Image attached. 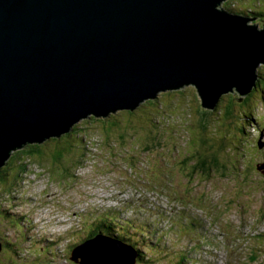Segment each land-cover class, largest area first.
<instances>
[{
  "label": "water",
  "instance_id": "water-1",
  "mask_svg": "<svg viewBox=\"0 0 264 264\" xmlns=\"http://www.w3.org/2000/svg\"><path fill=\"white\" fill-rule=\"evenodd\" d=\"M225 1L0 0V167L26 144L159 91L194 85L204 108L251 93L264 26L218 10ZM86 248L80 264L132 261L104 243Z\"/></svg>",
  "mask_w": 264,
  "mask_h": 264
},
{
  "label": "rangeland",
  "instance_id": "rangeland-1",
  "mask_svg": "<svg viewBox=\"0 0 264 264\" xmlns=\"http://www.w3.org/2000/svg\"><path fill=\"white\" fill-rule=\"evenodd\" d=\"M253 1L227 0L224 3L228 9L246 10L248 13L246 16L252 20L256 19L250 14L254 10H247L246 5ZM260 1L261 6L264 5V0ZM249 23L252 24L253 21ZM259 70L261 72V68ZM249 95L237 94V98L241 102ZM258 98L260 99L256 92L251 96L249 106L260 118L255 127L257 134L246 142L236 136L234 131L236 127L233 123L224 125V121L217 117L211 119L207 127L201 128L198 125L201 115L196 113V107L199 106L197 95L189 89L170 95L160 94L151 105L147 102L140 103L138 110L130 116L132 118L118 112L121 118L118 116L117 120H114L112 117L116 116V113H110L113 115L108 121H114L118 126L117 129L111 130H121L122 133L119 134L116 142H114L116 138L106 136L105 142L99 140L105 132V129L98 126L99 121H105L107 118L82 121L86 122L87 130L90 131L85 133L87 136H79V138L87 145L91 143L94 149L91 151V160L84 163L83 166H86L84 169L76 168L82 166V162L71 166L74 171L72 181L69 183L66 181L57 184L56 182L59 183L64 177L56 172L54 176L59 179L58 181H53L50 173L46 177L47 180L41 177L36 168L39 167L38 158L20 167L18 161H21L23 156H14L8 168L1 171L7 174L5 177L7 182L0 184V242L5 246L4 250H1L2 254L0 252V264H50L39 259L53 253L52 247H45L50 240L42 237L54 236L66 246L72 247L73 244L80 243L74 239L76 231L74 227H77V230L81 229L84 220L86 228L87 226L93 228L94 220H89L87 216L92 209L99 219H103L106 209L119 208L121 205L122 211L137 217L130 222L133 227L141 229L142 235H136L142 251L146 253H140L143 257L140 258L141 264H171L173 257L178 263L172 264L185 262L193 264L189 257H193L195 253L196 261L201 264L222 262L226 264L228 260L227 264H264V149L256 148L257 138L260 143L261 132L264 130V98L259 102ZM226 99L228 97L223 100ZM218 105L227 108L228 101ZM247 107L240 105L234 110L240 113ZM152 124L161 126L159 127L161 131L165 129L169 132L176 129L183 138L175 142L173 138L176 135L172 136V133L160 135L159 130L155 128L161 137L160 142L166 145L162 150V156L159 150L151 145L150 169L157 176L149 171L150 166L147 162H138L143 160L140 156L135 159L138 164L132 160L139 154L148 156L147 145L155 136L150 129ZM212 131H215V137L209 136ZM128 135L131 139L125 141V136ZM215 139H221L222 143L216 142ZM201 141H206V144L203 145ZM158 145L159 148L164 146L159 142ZM135 146L138 148L136 149ZM214 147L217 156L219 155L222 160L220 149L224 153L229 152L228 150L232 151L234 154L229 155L228 161L233 158L235 167L240 171L243 168L249 177L240 179L236 174H231L224 161L222 166L227 172L214 167H209L205 171L195 170L193 163L198 159L197 155L210 156L212 152H216L215 149L212 151ZM113 148L122 149L126 153L117 150L112 157ZM95 154L103 155V158L98 160V165L106 163L107 172L102 173L106 171L104 165L98 167L100 173L95 166H92ZM111 159L112 161H109ZM95 162L97 165V161ZM138 171H141L142 178H136L134 184H129L134 181L133 177H136ZM76 176L79 177L75 178ZM79 190L82 195L79 194ZM96 207L102 211L96 210ZM49 210L54 212L51 218L56 216L59 220L43 228L35 226V215L47 219L44 222L51 219L46 218ZM74 216L79 220L74 221L77 219ZM190 216L198 217L202 224L196 229L191 228L195 223L187 221ZM11 218L12 225L9 224ZM207 226L209 229H206ZM10 230H12V239L8 237ZM83 231L82 228L79 232L80 241L87 235ZM164 234L170 235L173 240L182 238V244L177 247L170 242L165 248L169 250L168 255L159 257L157 253L163 246L160 245L158 238H162ZM33 238L42 239L41 244L31 252L26 261H20L19 255L30 246ZM188 246L192 248L182 251V248ZM155 247L157 250H154ZM8 248L10 250H7ZM211 251L212 254H209ZM208 254L209 256L206 257ZM213 258H216L217 263L206 261H211Z\"/></svg>",
  "mask_w": 264,
  "mask_h": 264
},
{
  "label": "trees",
  "instance_id": "trees-1",
  "mask_svg": "<svg viewBox=\"0 0 264 264\" xmlns=\"http://www.w3.org/2000/svg\"><path fill=\"white\" fill-rule=\"evenodd\" d=\"M264 3V2H263ZM264 5L261 6V1L260 0H254L252 3H249L246 5V7H248L247 10H254L253 12H251V16H254L256 19L253 20V24L258 23L259 21H261L264 24ZM224 10H226L229 13L232 14H237V15H242L244 17H247L246 15L248 14L247 11H242V10H238V9H228L225 6V3L223 5ZM259 8H262L261 10ZM260 12H257V11ZM256 20V21H255ZM262 69V75L264 76V68ZM251 96L252 94H250L249 96H247L245 99H242L240 102V99L237 98L236 94L233 95H229L228 97V106L227 108L224 107H220L221 105H216L214 109H212V111L210 110L211 107H205V110L200 107L197 106L196 108V113L200 114V123L204 126L207 127L208 123L210 122L211 119L214 118H218L219 120L224 121V125H228L233 123V126H235L236 128H234V131L236 133V136L240 139V140H244V142L249 141L250 138H247V135L249 134V136L251 135L253 137L254 132H252L250 125L254 122H252L253 120H255L256 115L254 113L251 112V110H241V112H237L236 110H234L235 108H237L238 106H244L247 103L251 102ZM226 97V98H227ZM199 99V98H198ZM225 99V98H224ZM255 99V98H254ZM256 100V99H255ZM261 100H258V102ZM254 102V101H253ZM222 103V102H221ZM220 103V104H221ZM223 108V109H222ZM217 113H219V115H217ZM116 118H118V116H114L113 119L117 120ZM100 128L105 129V132L102 133V137L99 140H104V137L106 136L107 138H116L114 142H116L119 134L121 133V130L118 131H112L111 129H117L118 126L114 121H108V120H100L99 121V125ZM110 128V129H109ZM155 128H159V125H155L152 124L150 129L152 134L154 135L157 131ZM94 129V128H93ZM98 129V128H97ZM86 130V131H84ZM87 131H90L89 129L87 130V124L86 122H80L78 124H75L74 126H72V128H70L69 133L61 136V138H52V139H47L44 142L40 143V144H26L24 146H22L20 149H16L15 151H12L9 154V159L6 161V166L10 165V163L12 162L13 157L15 156H23L21 161H18L20 167L25 166L27 163L32 162L34 159L38 158V166L36 167L37 170H39V175L41 177H44L45 180L47 175H49L48 173H50V177L52 178L53 181H58L59 179H56V176H54V173H59L60 176L64 177L60 180V182H56L57 184H61L64 183L66 181H68V183L70 181H72V177H73V171L74 169L71 168V166H73L76 163L82 162V166L84 165L85 162H89L90 159V155H91V151L94 149L91 143H87L86 142H82L81 138H79V136H87L85 133H87ZM216 136L215 131H212V133L209 134V136ZM127 136H125L126 138ZM63 138V139H62ZM255 141H256V137ZM156 139V138H154ZM253 139V138H252ZM158 140V139H157ZM216 142H221V139H215ZM105 142V140H104ZM154 140L151 139V143L148 144V146L154 145ZM160 143V141H158ZM203 142V145L206 144V141H201ZM222 143V142H221ZM258 143H259V139L257 138L256 141V146L258 147ZM263 147L261 150L264 149V140H262L261 138V142H260ZM152 148V147H151ZM154 149H158L159 145H154L153 146ZM215 149L216 152H212V154L210 156H201V155H197V160L195 161V163L193 164V166L199 170H207V168L209 167H214L217 170L223 171V172H227L226 168L223 165V161L226 164L225 166L228 168V170L231 172V174H236L238 178L243 179L244 177H249L248 174L245 172V170L243 168L242 171H240L237 167H235V162L233 160V158H231L230 161H228L230 156H233V152L228 150L229 152L226 151V153L223 152L222 149H220L219 151L222 154L223 160L217 156V150L216 148H212ZM228 149V148H227ZM230 155V156H229ZM37 156V157H36ZM96 155L94 156L93 159V165L96 167V170H98V172L100 171V169H98L99 166L98 165V160H100L103 157H99V158H95ZM73 158V159H72ZM97 161V165L95 164ZM111 161V160H109ZM63 163V164H62ZM185 163V162H184ZM103 165V164H102ZM42 166V167H41ZM45 166V167H43ZM81 165L77 166V170H81L82 168L84 169L86 166L82 167ZM41 167V168H40ZM91 168V166H90ZM244 168H246V165H244ZM100 173V172H99ZM6 176H1L0 175V184H6L7 182V178H5ZM79 176H76L75 178H78ZM5 222V221H4ZM10 222H12V218L10 219ZM129 220H124L123 221V225L122 228H124L125 230L128 229V225H129ZM112 223H109V225H111ZM97 228H104V229H109L108 226H105L104 223H99L97 225ZM116 232V238L117 240H120L122 242H125L127 245H131L130 247L132 249H134L135 251H137L138 253L140 252L139 250L140 245L138 243V240L135 239H129L125 233H119L118 231ZM92 237V233H89L85 239H88Z\"/></svg>",
  "mask_w": 264,
  "mask_h": 264
},
{
  "label": "clouds",
  "instance_id": "clouds-1",
  "mask_svg": "<svg viewBox=\"0 0 264 264\" xmlns=\"http://www.w3.org/2000/svg\"><path fill=\"white\" fill-rule=\"evenodd\" d=\"M226 2V1H225ZM223 5H224V3H222L217 9L218 10H220V11H224V12H227L226 10H224V8H223ZM227 13H229V12H227ZM230 14H232V13H230ZM235 15H237V14H235ZM238 16H241V17H243V18H245L246 20H249V18L248 17H244V16H242V15H238ZM248 26H252V27H258V28H262L263 27V23L261 22V24H259V22L258 23H256V24H250L249 23V21H247V23H246ZM264 68V64H260L258 67H257V69H256V75H257V80H256V82H255V86L253 87V89H252V91H251V93H249V94H252V95H254L256 92H258V94H259V97H260V99L259 100H262L263 101V98H264V76L262 75V69H261V72H260V68ZM188 87H190V88H188ZM189 89H192L193 91H194V93H195V95H197V99H198V102H199V106L200 107H202L201 105H202V101H201V99H200V96H199V93H198V91H197V89H196V87L194 86V85H182L181 87H179V88H177V89H174V90H166V91H159V92H156V97L154 98V99H146V100H144V101H142L141 103H144V102H147V104H154L155 102H153L154 100H156L157 99V97H158V95H160V94H163V95H170V94H175V93H180V92H183V91H187V90H189ZM233 94H236V93H228V94H223V95H221L218 99H217V101L216 102H214L215 104L213 105V108L212 109H214L215 108V106L217 105L218 106V104H220L221 102L222 103H226L227 101H228V99H226V100H223L224 98H226L227 96H229V95H233ZM237 95V94H236ZM162 96V95H161ZM159 100V99H158ZM146 104V103H145ZM183 105H186V103H182ZM246 106H248L247 107V109L246 110H244V111H247V110H251L250 108H249V106H250V103H248V104H245ZM222 107H224V105L222 106ZM138 108H139V105H137L136 107H135V109L134 110H131L130 111V109L129 110H116V111H114L113 113H116V116H119L117 113L118 112H122L124 115H126V116H128L129 118H132V117H130V116H132L137 110H138ZM204 110H205V108L204 107H202ZM252 113H254L253 111H251ZM110 113L111 112H109V113H107L106 114V117H104L103 119H105V118H107L106 120H108V119H111V115H113V114H111L110 115ZM255 115H256V118H255V120H253L252 122H254V123H252L251 125H250V127H251V130H252V132H254V134H257V132H256V125H257V122H258V119L260 120V118H259V116L257 115V113H254ZM114 117V116H113ZM113 117H112V119H113ZM120 117V116H119ZM102 119V116H100V117H94V115L92 116V114L91 115H88L85 119H83V120H81L80 122H82V121H88V120H94V119ZM121 118V117H120ZM145 118V117H144ZM200 120V119H199ZM80 122H78V123H80ZM77 123V124H78ZM127 125H128V127L130 128V125L127 123ZM198 125L201 127V128H203L204 129V126L200 123V121L198 122ZM259 126H261V125H259ZM159 127H161V126H159ZM146 130H150V129H146ZM158 130H159V132H160V135H165L166 133H172V136L173 135H176L173 139H174V141L175 142H178L179 140H181V139H183L179 134H178V131L176 130V129H174V131H169V132H167L165 129H163V131H161L160 130V128H158ZM163 132V133H162ZM69 133V132H68ZM67 134V133H66ZM65 135V134H64ZM160 135H158V131L155 133V136H154V138H156V139H154L156 142H154V145H157L158 144V141H160L161 140V137H160ZM176 137H177V139H176ZM251 137V135L249 136V134L247 135V138H250ZM261 138H262V140L264 139V130H262V133H261ZM129 139H131V136L130 135H128L126 138H125V141H127V140H129ZM158 139V140H157ZM82 141V140H81ZM83 142V141H82ZM84 143V142H83ZM160 144H163L164 146L163 147H161V148H158V150H159V152H160V155H161V153H162V150L166 147V145H165V143H163V142H160ZM259 145H262L261 143H258V147L256 146V148H257V150H261L262 149V147H260ZM135 148L137 149L138 148V146H135ZM117 150H120V151H122V153H126L124 150H122V149H119V148H113V150H112V157H113V154H114V152L115 151H117ZM146 151H148V156L147 157H145L144 155H142V154H139V155H137V156H135L132 160H133V162L135 163V164H138L137 162H135V159L137 158V157H141L143 160H141V161H138L139 163H141V162H147L148 164H149V171L150 172H152L151 171V166H152V159H151V157H152V149H151V146H148L147 145V150ZM128 152V151H127ZM132 152V151H131ZM109 153V152H108ZM107 153V154H108ZM133 153V152H132ZM109 154H111V153H109ZM97 157H103V155H98V154H95ZM189 155V154H188ZM131 156V155H130ZM162 156V155H161ZM131 158V157H130ZM8 159H6V160H4V163H3V165L0 167V173H1V171H2V169H3V171L5 170V169H7L8 168V166L9 165H7L6 166V161H7ZM118 160V159H117ZM111 161H112V159H111ZM190 161H192V160H190ZM190 161H188V162H190ZM195 163V162H194ZM193 163V164H194ZM105 167V169H106V171H104V172H102V173H105V172H107L108 171V169H107V164L105 163V164H103ZM102 166V165H101ZM194 167V166H193ZM194 169L196 170L197 168H195L194 167ZM197 170H199V169H197ZM202 171H205V170H202ZM153 173V172H152ZM153 174H155V173H153ZM7 174H5V173H1V176H6ZM156 175V174H155ZM129 176H132V175H130L129 174ZM157 176V175H156ZM133 177V176H132ZM134 178V181H132V183H129V184H134V182H136V178H138V179H141L142 178V174H141V171H138L137 173H136V177H133ZM128 182H129V177H128ZM137 182H139V181H137ZM80 191L81 190H79V194H81L80 193ZM82 195V194H81ZM124 205V204H123ZM122 206V205H121ZM120 206V207H121ZM120 207L119 208H110V209H106L105 210V212H104V217H103V219H99V217H97V214H95L94 212H92L93 211V209L91 210V213H89L87 216H88V219L90 220V219H93L94 220V222H93V228H92V226H87L88 228H86L85 226H86V223H85V221L83 220L82 221V223H81V225H83L82 226V228L84 229V234H89V233H92V237H90V238H88V239H85V237L87 236H85L84 238H83V240L82 241H80V239H79V232L81 231V229H79V230H77L76 228L77 227H74V229L76 230L75 231V234H74V239H77V241H79L80 243H77V244H73V246L72 247H68V246H66L64 243H62L61 241H60V239L59 238H56V237H54V236H45V237H42V239H49L50 240V242L48 243V244H46L45 245V247H52V249H53V253H51L50 255H48V256H44V257H40L39 259H40V261H44V262H47V263H50V264H80V262H81V256H83V257H86L88 254H89V252L88 251H90L89 249L87 250V248H86V251H82V249H84L88 244H90V243H93V242H95V243H104V244H107V245H109V246H111V247H113V248H115L119 253L121 252L125 257H127L128 255H132V261H131V264H141V262H140V258H143L142 256H140V253L142 252V253H145V252H143L142 251V248H141V244H139L140 245V252L138 253L137 251H135L134 249H132L131 247H130V245H131V242H130V245H127L125 242H122V241H120V240H117V236H116V232L115 231H118L120 234L121 233H125L126 234V236L131 240V239H135V240H138L137 238H136V235H142V234H140V232H141V229L140 228H135V227H133L132 226V224H131V222H129V225H128V229L127 230H125L124 228H122V225H123V221L124 220H129V221H131V220H133L134 218H137L136 216H132V214H128V212H126V211H122L121 209H120ZM77 210V209H76ZM96 210H101V209H99L98 207H96ZM102 211V210H101ZM75 212V211H74ZM73 212V213H74ZM54 214V212L52 211V210H49V215H47L46 216V218H51V216ZM74 215V214H73ZM74 217H77V216H74ZM35 218H36V220L34 221L35 222V226H37V227H44V226H46V225H48V224H50V223H56L58 220H59V218L58 217H53V218H51V219H49L48 220V222H44L45 220H47V219H44V218H40V217H37V215H35ZM56 218V219H55ZM211 219H214V218H211ZM77 221V220H79V218L77 217V219H74V221ZM200 220L201 219H199L198 217H189L188 219H187V221H193L195 224L191 227V228H193V229H196L199 225H201L202 223L200 222ZM206 222V221H205ZM99 223H104V225L105 226H108L109 227V229H104V228H100V229H98L97 228V225L99 224ZM109 223H112L111 225H109ZM207 223V222H206ZM74 224V223H73ZM118 225V226H117ZM211 226H212V223H211ZM73 227V226H72ZM215 227V226H214ZM92 228V229H91ZM189 228V227H188ZM188 228H186V232H188ZM91 229V230H90ZM206 229H209V227L207 226V228ZM88 232L89 230V232L88 233H86V231ZM237 230V229H236ZM12 232V231H11ZM11 232L8 234V237L10 238V239H12V237H13V235L11 234ZM261 233V232H260ZM78 234V235H77ZM251 236V235H250ZM171 236L170 235H167V234H164L163 235V237L162 238H158V240H160V245H162L163 246V248L161 249V250H159L158 251V255H159V257H166L167 255H168V251L169 250H166L165 248H167V246H168V244L171 242L172 244H174V245H176L177 247L178 246H181V244H182V238H181V240H178V239H175V240H171ZM42 239L41 240H38L37 241V239L36 238H33L31 241H30V246L29 247H27V248H25L24 250H23V252H22V254L21 255H19L20 256V261H22L26 256H30V254H31V252L33 251V250H36L38 247H39V244H41V241H42ZM223 239V238H222ZM229 239H232V238H229ZM234 239V238H233ZM2 241V240H1ZM241 242H243V240L241 241ZM39 243V244H38ZM138 243H139V240H138ZM240 243V242H239ZM238 243V244H239ZM216 244V243H215ZM237 244V245H238ZM4 244H3V242L1 243V245H0V252H1V250L3 249L4 250ZM237 247V246H236ZM236 247H235V250L237 251V249H236ZM192 248V246H188V247H186V248H182V251H184V250H190ZM254 249V248H253ZM252 249V250H253ZM2 250V251H3ZM7 250H10V248H8ZM154 250H157V247H155L154 248ZM209 250V249H208ZM244 250H246V249H244ZM2 254V253H1ZM146 254V253H145ZM209 254H212V251L209 253ZM209 254L206 256V257H208L209 256ZM213 255L214 256H216V254L215 253H213ZM244 256H246L245 254H244ZM197 257V255H196V253L193 255V257H189L191 260H190V262L191 263H193L194 264V262L195 263H197V264H201V263H198L197 261H196V258ZM247 258H248V256H246ZM39 259H37V261H39ZM250 259H252V258H250ZM206 261H208V262H215V263H217V261H216V258H213V260H206ZM229 261V260H228ZM227 261V262H228ZM232 262H236V260L235 261H233V260H231ZM227 262H226V264H227ZM172 263H178V262H175V260H174V257H173V262ZM171 263V264H172ZM184 264H188V262H185ZM217 264H225V262H222V263H217ZM246 264V263H245Z\"/></svg>",
  "mask_w": 264,
  "mask_h": 264
},
{
  "label": "bare ground",
  "instance_id": "bare-ground-1",
  "mask_svg": "<svg viewBox=\"0 0 264 264\" xmlns=\"http://www.w3.org/2000/svg\"><path fill=\"white\" fill-rule=\"evenodd\" d=\"M10 157H8L7 159H9Z\"/></svg>",
  "mask_w": 264,
  "mask_h": 264
}]
</instances>
